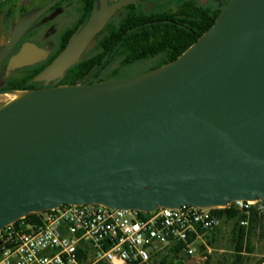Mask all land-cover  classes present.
<instances>
[{
  "label": "water",
  "instance_id": "obj_1",
  "mask_svg": "<svg viewBox=\"0 0 264 264\" xmlns=\"http://www.w3.org/2000/svg\"><path fill=\"white\" fill-rule=\"evenodd\" d=\"M134 1H97L36 79L64 75ZM38 15L14 28L0 64ZM39 53L25 44L11 67ZM25 91L0 107V231L63 203L152 211L264 200V0H228L188 49L142 74Z\"/></svg>",
  "mask_w": 264,
  "mask_h": 264
},
{
  "label": "built area",
  "instance_id": "obj_2",
  "mask_svg": "<svg viewBox=\"0 0 264 264\" xmlns=\"http://www.w3.org/2000/svg\"><path fill=\"white\" fill-rule=\"evenodd\" d=\"M229 203L247 214L256 205L264 215L262 199ZM213 208L182 204L143 211L63 203L45 210L31 231L15 222L4 227L0 264H152L154 255L178 245L193 255L205 234L221 224Z\"/></svg>",
  "mask_w": 264,
  "mask_h": 264
},
{
  "label": "trees",
  "instance_id": "obj_3",
  "mask_svg": "<svg viewBox=\"0 0 264 264\" xmlns=\"http://www.w3.org/2000/svg\"><path fill=\"white\" fill-rule=\"evenodd\" d=\"M87 8L88 13L94 9V0H88ZM220 11L221 9L199 7L180 10L178 13L150 14L130 9L119 24L106 28V33L92 49L98 52L72 65L66 71V78L71 84H76L88 72L95 70L100 74L102 67L116 54L124 56V64L159 55L161 57L159 66L163 65L176 59L206 32L215 23ZM248 210L247 214L232 203L212 209L221 220L235 221L232 237L235 254L231 264H243L245 256L241 252L244 246L248 245L249 239L256 232L263 234L261 231H264V215L256 205L250 206ZM43 216L44 211L31 212L15 221V224H22L31 231L42 223ZM246 219L248 224L243 225L241 222ZM258 229L260 231H257ZM208 241L211 242L209 239ZM172 252L178 255L182 252V245L172 248ZM263 262L264 260L258 264Z\"/></svg>",
  "mask_w": 264,
  "mask_h": 264
},
{
  "label": "flooded vegetation",
  "instance_id": "obj_4",
  "mask_svg": "<svg viewBox=\"0 0 264 264\" xmlns=\"http://www.w3.org/2000/svg\"><path fill=\"white\" fill-rule=\"evenodd\" d=\"M6 1L8 0L0 2V51L9 41L19 18L29 12V16L38 12L39 15L21 34L16 45L3 58L0 64V96L8 94L13 90H29L55 85H70L71 81L66 78V73L62 76L42 80H37L36 76L63 50L70 40L71 34L77 30L79 26L88 21L93 12V10L89 13L87 11L88 0H30L32 3H35L31 8H28L25 3L18 7L10 6L8 8H2L3 3ZM97 1L99 0H94V7ZM116 1L118 0H108V3L111 4ZM227 2L228 0H135L134 2L123 5L121 8H124L127 12L130 9L145 12L148 10V13L151 8L160 7L164 4H171L170 10L196 9L199 7L222 9ZM162 12L167 11L155 12L152 14ZM125 15L126 14H123V16H121L117 24L120 23ZM72 16L76 18L74 26L69 24ZM110 22L111 18L97 34V38L100 37L102 31ZM6 35H8L7 40H5ZM56 36H59L57 40L55 38ZM3 40L4 42H2ZM25 44H33L40 49L37 59L29 64L16 66L15 68L11 67V59L20 52ZM111 62L112 59L102 67L101 72L106 70V68L113 63ZM123 64L122 61H119V64L116 67L112 66L114 68L111 72L106 74H102L101 72L98 74L95 70L90 73L88 72L78 80V83L85 84L119 78L118 70L119 67H123ZM155 67L157 66L152 67V69Z\"/></svg>",
  "mask_w": 264,
  "mask_h": 264
},
{
  "label": "rangeland",
  "instance_id": "obj_5",
  "mask_svg": "<svg viewBox=\"0 0 264 264\" xmlns=\"http://www.w3.org/2000/svg\"><path fill=\"white\" fill-rule=\"evenodd\" d=\"M23 3L27 4L28 8H31V6L35 4V3H32L30 0H8L3 3L2 8H8L10 6L18 7L19 5ZM170 8H171V4H164L160 7L151 8V10H149L150 11L149 13L151 14V13L161 12V11L178 13L180 11L178 9L170 10ZM120 9H117L114 12V14L111 15L110 17L111 22L110 24H108L107 27L110 28L114 26L115 24H117L121 16H123V14H126L127 11L124 8L122 10ZM146 12H148V10H146ZM29 14L30 12L26 13L24 16L19 18L18 23L15 26H17L21 20H23L24 18H27ZM75 19H76L75 16L71 17V21L69 22L71 26L75 25L76 23ZM106 28L102 31V34L100 35V37L97 38L96 44L106 33ZM73 33L71 34V36L73 35ZM58 37L59 36L55 37L56 40L58 39ZM7 38H8V35H6L5 40H7ZM2 42H4V40ZM96 44L93 46L94 48ZM93 47L85 53L84 57L91 55L92 53L94 54L98 52L97 50L92 51ZM119 61L120 62L122 61V63H124V56L122 54H116L114 58L112 59L113 63L111 62L112 64L110 63L111 65L108 66L106 70H103V72L101 73L106 74L108 72H111V70L114 68L112 66L116 67L119 64ZM160 62H161V57L159 55H156L153 57H148L145 59L137 60L133 63L123 64L122 68L119 67L120 71L118 70V73H119L118 76L119 78H125V77H131V76H135L138 74H142L146 71H149L154 66L158 67ZM35 89H39V88H35ZM13 97L14 96L13 94H11V92L5 95H1L0 96V107L8 103ZM234 222H235L234 220H223L222 222L223 228H221V232L218 235L219 239L218 240L216 239V241H213L212 237L209 238V240L211 241L209 244V247L198 242V250L193 255H188L187 253H181L178 255L167 254L166 252L165 253L163 252L162 254L159 253L153 256L152 264H172V263L174 264H231L234 259L235 250H234V244H233L231 232L230 234H228L226 229L233 230ZM261 232H263V234H261L260 232L259 233L256 232L249 239L248 245L244 246L243 251L241 252V254L245 256V260L243 264H258L260 261L264 260V231H261ZM163 258H164V261L162 262Z\"/></svg>",
  "mask_w": 264,
  "mask_h": 264
},
{
  "label": "crops",
  "instance_id": "obj_6",
  "mask_svg": "<svg viewBox=\"0 0 264 264\" xmlns=\"http://www.w3.org/2000/svg\"><path fill=\"white\" fill-rule=\"evenodd\" d=\"M222 222H223V220H221V224L217 227V228H215V229H213V230H211V231H209V232H207L206 234H205V239H204V243H201V244H204V245H206L207 247H209V244H210V242L208 241V239L209 238H211L212 237V240L213 241H216V239L218 240L219 238H218V235H219V233L221 232V228H223V225H222ZM222 226V227H221ZM227 230V232H228V234H230V232H231V235H232V237H233V230L232 229H226ZM229 230V231H228ZM258 231H260V229H258ZM226 232V231H225ZM167 253V254H173V252H172V248L171 247H168L165 251H164V253ZM163 253V252H162ZM162 253H160V254H162ZM181 253H185L184 251H182V252H180L179 254H181ZM262 264H264V262L262 263Z\"/></svg>",
  "mask_w": 264,
  "mask_h": 264
},
{
  "label": "bare ground",
  "instance_id": "obj_7",
  "mask_svg": "<svg viewBox=\"0 0 264 264\" xmlns=\"http://www.w3.org/2000/svg\"><path fill=\"white\" fill-rule=\"evenodd\" d=\"M10 92L14 96L11 100H17V99L21 98L23 95H25V93H26L25 90H13Z\"/></svg>",
  "mask_w": 264,
  "mask_h": 264
}]
</instances>
